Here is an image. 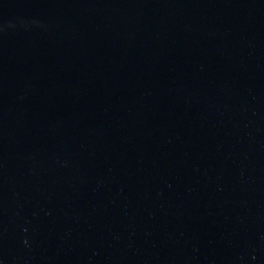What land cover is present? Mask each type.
<instances>
[{"label":"water","instance_id":"water-1","mask_svg":"<svg viewBox=\"0 0 264 264\" xmlns=\"http://www.w3.org/2000/svg\"><path fill=\"white\" fill-rule=\"evenodd\" d=\"M0 264H264V0H0Z\"/></svg>","mask_w":264,"mask_h":264}]
</instances>
